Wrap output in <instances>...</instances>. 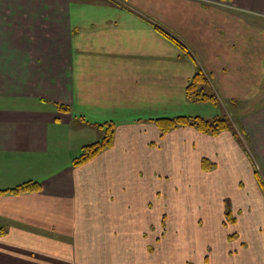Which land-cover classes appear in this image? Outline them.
Masks as SVG:
<instances>
[{
  "label": "crops",
  "instance_id": "0c3cea01",
  "mask_svg": "<svg viewBox=\"0 0 264 264\" xmlns=\"http://www.w3.org/2000/svg\"><path fill=\"white\" fill-rule=\"evenodd\" d=\"M228 98L253 113L216 134L157 123ZM240 123L264 144V0H0V264H264Z\"/></svg>",
  "mask_w": 264,
  "mask_h": 264
},
{
  "label": "trees",
  "instance_id": "16d2710c",
  "mask_svg": "<svg viewBox=\"0 0 264 264\" xmlns=\"http://www.w3.org/2000/svg\"><path fill=\"white\" fill-rule=\"evenodd\" d=\"M165 34L169 36L171 39H174L179 46H182V44L179 42L178 39H176L174 36L169 34L165 31ZM201 72H197L189 85L187 86V95L189 98L195 94V91L192 90L193 88V81L196 79ZM203 95V94H202ZM204 95H208L207 93H204ZM211 96V95H208ZM59 109L67 110L68 108L63 105H58ZM157 123L161 130L163 132L168 131L169 129L176 127L178 125H189L194 126L197 129H200V131L203 132H210L211 134H216L217 131L225 129L227 127L226 120L225 119H215L213 121H209L207 119H204L201 116H176L172 118H162L158 119ZM105 129L109 128V133L107 132L105 135H103L99 140L92 142L90 144H86L82 147L81 152L73 158L72 163L74 165L83 163L89 159H91L93 156H95L97 153H99L101 150L108 148L112 145L113 142V133H114V125L106 124ZM38 184L36 182L27 181L22 184L17 185L14 188H11L10 190L13 192H18L22 190H30V189H37Z\"/></svg>",
  "mask_w": 264,
  "mask_h": 264
},
{
  "label": "rangeland",
  "instance_id": "374dc122",
  "mask_svg": "<svg viewBox=\"0 0 264 264\" xmlns=\"http://www.w3.org/2000/svg\"><path fill=\"white\" fill-rule=\"evenodd\" d=\"M192 86H193L192 90L195 91V94L193 96H191L190 99H194V100H197V101H205V102H212V103H215V104L216 103L220 104L219 103L220 100H219L218 96L215 95L213 88L210 87L211 85H210L209 79H205L203 77V73L200 74L196 79H194ZM208 88H210L211 91H212L211 93L208 94V95H211V96L204 95V93L206 92L205 90H209ZM223 103L226 104L227 111L224 110L217 117H212V118H204L203 117V118L207 119L209 121H213L215 119H225L226 120V125H227V127L225 129H230V128L233 127L234 124L237 125L241 115L244 112V108L245 107H244V105H243V103L241 101H237V100L229 99V98L225 102L223 101ZM249 113L251 114L253 112H249V111L245 110L243 115L247 116ZM191 117H193V116H191ZM222 130H224V129H222ZM222 130H219L216 133H218V132H220ZM238 130H239V133H240L239 135L242 136L243 139L245 140L243 142L244 145L245 146L248 145L250 150L253 152V154H250L251 162L254 165V169L257 172V175L259 176L260 185H261L262 189L264 190V158H261V156L258 155V153L260 154V151H263V145L264 144L253 143V141H252L253 138L250 139L251 136H249V134L247 133V131L245 129V125H242L240 123V125L238 127ZM107 132L109 133V128L107 129V127H106V129H105V127H101V137L103 135H105ZM163 133H165V132H163ZM255 145L258 146L257 149L255 148ZM185 198H186V196L184 195L183 196V200H187ZM157 209H156V211H157Z\"/></svg>",
  "mask_w": 264,
  "mask_h": 264
}]
</instances>
